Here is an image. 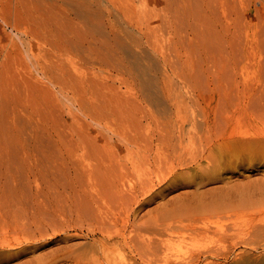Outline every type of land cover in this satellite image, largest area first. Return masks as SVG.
I'll return each instance as SVG.
<instances>
[{"label": "bare ground", "instance_id": "obj_1", "mask_svg": "<svg viewBox=\"0 0 264 264\" xmlns=\"http://www.w3.org/2000/svg\"><path fill=\"white\" fill-rule=\"evenodd\" d=\"M49 1L61 2V0ZM226 4V23L220 24L221 39L224 42V51L230 56L229 60L235 63L241 51L243 34L241 29L238 32L237 19L239 24L241 15L249 20L256 13L264 12V0H227ZM236 5L239 6L238 9ZM70 6L74 10L68 11L70 14H67V22L59 20L56 16H49L43 22L37 23L34 28L33 31L42 35L46 44L51 47V51L48 49L46 55L42 57L27 46L26 39L31 35L34 36L30 27L24 30L12 29L22 45L18 48L20 52L18 57L24 63L25 74L22 80L27 89L36 91L39 96L51 94L53 101L55 96L57 103L61 105L59 108L61 124L56 121L51 122L47 129L35 130L32 135L36 137L35 139H38L39 134L42 135L38 136L40 138L44 134L47 136V150L43 148L45 144L38 145V148L47 151L46 158L41 159H44L43 162L46 161L50 179L49 191L53 204L51 227L57 230V227H61L58 231L61 233L90 222L89 227L94 235L103 234L104 232L98 227L100 224L111 223L124 212H130L132 218L140 215L152 202L163 197L165 192L176 186L188 185L192 177L196 188L192 194L180 193L167 201L161 199L158 203L156 209L163 211L161 218L170 222L168 224H182L191 217L205 213L213 214L235 209L249 210V208L252 210L264 202V189L260 193L237 190L236 194H222L219 198L216 196L215 199L213 198L217 193H225L227 187L239 189L241 186L236 181L223 180L222 187L202 190L205 186L204 181L221 179L214 175L221 170L234 172L239 166L250 165L252 162L264 167V132L250 135L232 130L228 126L231 121L229 111L214 115L187 112L189 102L199 103L207 93L203 89L202 74L187 68L186 54L193 52V45L179 35L180 21L187 22L192 27L191 24H195L200 18L193 17L195 13L191 6L182 2V5L174 3L163 8L145 10L137 27L139 33L145 36L150 28H155V23L157 26L161 17L165 16L163 27L168 35L167 45L172 52L170 55L172 58L167 57L165 53L160 58L164 64L167 66L169 64L176 77L180 78L179 83L189 89L190 95L186 98L172 89L168 70L160 78L156 74L151 57L135 50L123 34V30L118 29L115 24H108L106 32L102 35L98 34L100 38L96 36L97 30L94 27L99 17L96 2L75 1ZM208 10L212 14L214 23L215 20L217 21V14L211 6ZM162 11L166 13L162 14ZM72 14L80 21L77 20L80 24L76 23V27ZM107 16L111 20V14L107 13ZM0 20L6 22L1 13ZM153 51H160V47L159 49L155 47ZM71 55L90 70H110L119 78L112 75L110 80L108 76L103 77L96 72L88 74L75 66L70 70L65 64L64 57ZM35 83L40 84L37 90ZM235 85L238 97L240 98L243 93L248 99L245 105L239 102L237 106L239 108L245 106L247 110H252L253 117H261L264 113V85L255 83L243 85L237 81ZM123 86L126 91H122ZM131 86L136 88L133 94L127 91ZM207 87V91L212 90L213 99L220 98L225 101L234 99L232 91H220L217 96V91L222 90L220 86L211 89V85L208 84ZM4 88L5 80L0 64V120L5 97ZM164 99L169 104L166 105L167 112L158 111L159 114H154L145 111L146 102L154 107L157 106L159 110ZM138 105H141V110ZM144 122L147 126L140 127ZM195 138H199L201 149L198 155L193 157L187 149L186 140L194 141ZM4 151H1L0 158L2 160L6 158L7 161L11 157L10 155V158L6 157L5 154L9 152L4 153ZM37 151L39 152L38 149ZM11 160L4 161L8 164L13 162ZM4 161H0L3 164L0 166L2 168ZM164 161L168 169L167 176L173 178L167 188L162 186L166 177L159 179L157 183L150 181L138 185L125 181L130 165L150 166ZM203 161L206 166L203 165ZM208 195L213 200L211 198L207 201ZM204 198L207 200L205 201ZM61 201L67 203L66 210L75 214H72L69 221L65 219L66 210H62L59 205ZM3 204L4 196H0V205ZM58 214L63 216L64 221L61 225H58L60 220L57 223ZM204 229L206 230L207 227ZM105 239L113 240L110 235ZM158 239L153 238L154 243L149 246V256L157 258L160 247ZM7 245L6 243L5 246ZM11 245L9 243V249ZM106 250L109 249L104 251ZM3 261L4 259L0 257V264Z\"/></svg>", "mask_w": 264, "mask_h": 264}, {"label": "rangeland", "instance_id": "obj_2", "mask_svg": "<svg viewBox=\"0 0 264 264\" xmlns=\"http://www.w3.org/2000/svg\"><path fill=\"white\" fill-rule=\"evenodd\" d=\"M75 1L82 0H61L60 3L49 0H0V13L6 19V22L0 20V64L5 80L4 105L0 120V147L3 150L0 149V152H3L6 147L5 151H8L4 153H9L5 156L10 155L11 158H9L13 160L7 164L6 162L10 159L6 161L4 156L5 162L0 158V161L5 163L3 168L0 167V196H4V204L0 205V257L4 259L1 264H92L93 262L94 264L101 262L102 264H264V202L252 210L250 208L249 210L235 209L237 211L196 215L182 224H168L170 222L161 218L163 211L156 209L161 199L167 201L185 192L192 194L196 189L193 177L188 185L176 186L165 192L163 197L152 202L140 215L134 216L136 219L132 218L133 215L130 212H124L113 222L106 225L100 224L98 227L104 232L103 234L94 235L89 227L90 222L61 233L58 232L61 227H57L58 230L51 227L53 204L49 191L50 179L46 161L43 162L44 159H41L46 158L47 136L44 134L40 138L38 136L41 134H36L38 139H35L36 137L32 135L35 130L47 129L54 121L61 124L59 117L61 105L57 103L54 95L53 101L51 94L45 92L46 95L39 96L36 91L27 89L22 80L25 74L24 63L18 57L20 56L18 48L22 45L15 37L14 31L18 28L24 30L30 27L34 36L31 35L26 39L27 46L42 57L51 47L46 44L42 35L33 31L34 28L37 23L43 22L49 16H56L59 20L67 22V14H70L68 11L74 10L70 5ZM93 2L97 4L99 16L94 27L97 30L96 36L100 38L98 34L102 35L106 32L108 24H115L118 29L123 30V34L135 50L151 57L156 74L160 78L168 70L172 89L185 98L190 95L189 89L179 83L180 78H177L170 69V65L168 64V67L160 58L163 53L172 58L170 56L172 52L167 45L168 35L163 27L165 16H162L160 23L157 26L155 23V28H150L145 36L139 33L137 27L145 10L163 8L174 3L189 4L195 13L193 17L200 18L195 24H191L192 27L187 22L180 21L179 35L193 45V52L186 54L188 55L187 68L202 74L203 89L207 93L201 102H189L187 112L214 115L229 111L231 121L228 126L232 130L250 135L264 132V113L261 117H253L252 110H247L245 106L239 108L237 106L239 102L245 105L248 99L243 93L240 98L238 97L235 85V81L243 85L251 83L264 85V12L256 13L249 20L241 15L240 27L237 19L238 32L241 29L243 34L241 35V51L233 63L224 51V42L221 39L220 24L226 23L227 0H93ZM258 5H256L257 8L260 7ZM209 6L217 14V21L215 20L214 23L212 14L208 10ZM236 6L238 9L239 6ZM107 13L111 14V20L108 19ZM165 13L162 11V14ZM71 16L75 18L74 26L76 23L80 24L74 14ZM155 47L157 49L160 47V51H153ZM64 61L70 70L75 66L88 74L96 72L103 77L113 75L119 78L110 70H90L72 55L65 56ZM235 73H237L236 76ZM109 79L112 80V77ZM208 84L211 85V89L216 86L221 87L222 90L217 91V96L220 91H232L234 99L229 101L213 99L212 90L207 91ZM39 85L35 83L36 90L40 87ZM135 89L131 86L127 91L133 94L136 92ZM122 91H126L124 86ZM162 103L160 107H165H159L158 110L157 106L154 107L146 102L144 106L147 107L144 109L154 114L167 112L168 102L164 99ZM138 107L141 110V105ZM162 108L165 109L162 110ZM146 124L144 122L140 127H146ZM186 144L188 151L196 157L201 149L199 138H195L194 141L186 140ZM38 145L44 146L42 147L46 149L45 154ZM11 147L16 150L14 151ZM40 150L43 153H40ZM229 159L236 160V158ZM1 162L0 166L3 165ZM203 165H207L205 161ZM136 166V164L129 166L125 178L127 183L137 185L150 181L157 183L159 179L166 177L165 184L162 186L167 188L173 181L171 176H167L168 169L165 161L150 166L146 164ZM214 175L221 179L204 181L203 191L224 186L223 180L236 181L241 186L239 189L227 187L225 193H217L214 196L211 194L214 199L215 196L219 198L222 194H236L237 190L260 193L264 189V167L253 162L250 165L239 166L234 172L221 170ZM209 195L206 196L208 200L204 198L205 201L211 200L212 197ZM59 205L64 211L68 209L65 201L63 203L61 201ZM102 210L105 211L103 207ZM72 214L74 213L66 210L65 219L71 220ZM60 215L58 214L57 223L60 220L58 225L64 221L63 216ZM206 227V230L210 231L206 232L204 229ZM106 235L112 236L113 240L105 239ZM153 238L159 241L157 258L149 256V246L154 243ZM101 242L102 245H100ZM125 242L128 244L126 245ZM9 243L12 244L11 249H9ZM104 248L109 250L104 251Z\"/></svg>", "mask_w": 264, "mask_h": 264}]
</instances>
